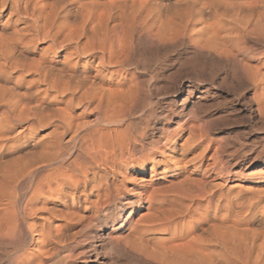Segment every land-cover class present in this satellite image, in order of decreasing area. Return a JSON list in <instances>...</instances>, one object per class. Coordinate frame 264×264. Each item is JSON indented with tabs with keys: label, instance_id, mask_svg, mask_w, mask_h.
Masks as SVG:
<instances>
[{
	"label": "bare ground",
	"instance_id": "bare-ground-1",
	"mask_svg": "<svg viewBox=\"0 0 264 264\" xmlns=\"http://www.w3.org/2000/svg\"><path fill=\"white\" fill-rule=\"evenodd\" d=\"M132 28L148 38L187 36L253 86L248 113L264 116V0H0V264H58L68 229L114 200L122 205L114 242L156 264H218V257L264 264V238L247 243L235 231L234 243L233 231L231 240L215 235L220 202L226 220L233 198L217 194L202 166L211 140L187 126L149 141L132 130L135 92L123 76ZM49 96L62 105L51 115L41 101ZM85 113L95 119L92 130ZM51 126L44 138L27 136ZM197 150L191 171L164 169L178 152ZM217 168L214 162L210 171ZM38 175L25 196L24 184Z\"/></svg>",
	"mask_w": 264,
	"mask_h": 264
},
{
	"label": "rangeland",
	"instance_id": "rangeland-1",
	"mask_svg": "<svg viewBox=\"0 0 264 264\" xmlns=\"http://www.w3.org/2000/svg\"><path fill=\"white\" fill-rule=\"evenodd\" d=\"M165 1L170 2L172 0ZM169 15L172 14L170 12L169 14L165 13L163 16L165 21ZM135 20L137 23L141 21L138 18ZM131 31L138 35L131 34ZM139 34L140 37H138ZM166 34L169 35L160 36V38L163 37L162 40V38H157L158 36L148 38L142 35L137 28L128 31V35H131L128 41L130 40L131 43L128 42L129 47L123 55H125L124 59L129 63V67L126 73H123V76H125L126 84L133 86L135 92L133 95L135 100L132 99L131 107L129 105L131 128L137 133L144 132V138L146 137L147 141L149 139L156 140L168 131H181L185 126L189 127L188 129L195 134H204L210 139L212 148L205 153V157L201 161L202 166L209 170L207 176L217 185V189H219L217 194L224 192L223 198L224 196L228 197L230 202L233 198L230 203V213L233 214L231 213V217V214L227 215L226 220H224L225 217L222 218L226 209L222 207L225 200L223 199L224 201L220 202L222 206H219V213L214 221L215 232L217 233L218 230L219 235L216 233L215 235L218 238L222 236L221 238L228 237L231 240V234L233 233L232 237L235 240L237 238L239 241L240 237H244L247 243L251 240L256 242V239L260 243L259 238H264V116L254 118L248 113V109L255 106L252 97L253 86L244 80L233 77L228 66L226 67L212 53H207V50H199L200 48L189 41L187 36ZM38 47V49H42L44 45L40 44ZM128 52L131 53H129L131 57L126 55ZM32 57L33 55L30 56V58ZM17 76L20 77V75ZM222 77L228 86L224 83ZM230 81L231 83H229ZM2 84L0 82V85ZM5 85L7 87L11 86L10 83ZM19 91L23 92L24 89L20 87ZM50 97L41 99L43 106L45 105L42 107L43 110H47L44 111V114L47 113V115L53 113L54 110L51 109H54V107L56 109L62 106L57 99L52 103L53 97H51L52 99ZM87 113H85L83 123L87 124V129L92 130L95 126V119ZM52 127L44 131L33 129L34 131L28 132L27 136L29 138L42 136L41 138H44L54 130V127ZM98 128L103 129L104 126ZM70 148L71 146L66 148V151L69 150L66 154L68 159L77 150L75 145L72 148L73 150H70ZM200 152V150H197L195 153H181L182 155H179L180 152H178L176 157L172 158L164 169L171 170L176 166L183 165L191 171L192 160ZM214 162L218 168L216 171L211 172L210 168ZM142 175L136 173L134 176L139 179L142 178ZM37 178L39 179L40 175L24 184L21 191L25 196L31 192L33 182H36ZM119 180V178L116 179L117 183ZM83 198V196L80 197L81 202H83ZM93 200L94 198L90 197V201ZM114 201L105 202L101 206L102 212H96V210L88 212L86 214L88 217H86V221L82 222L84 225H79L80 228L68 229L67 242H65L64 247L55 259L58 264L155 263L153 259L143 256L130 247L114 242L116 240L112 236L113 220L117 219L122 212L121 201ZM61 223L64 222L56 221L55 225H62ZM246 232L247 236L245 235ZM107 234L111 237L106 238ZM227 234H230V236ZM254 235L255 237L259 235V237L255 238ZM235 240L232 241L237 243V240L236 242ZM31 244L32 241L28 239L24 250ZM218 247L220 246H217V251L220 250ZM218 258L222 261L218 259V264H242L237 257L229 262L223 260V257ZM233 260L240 263L233 262Z\"/></svg>",
	"mask_w": 264,
	"mask_h": 264
}]
</instances>
